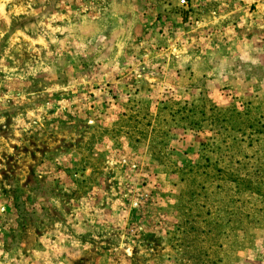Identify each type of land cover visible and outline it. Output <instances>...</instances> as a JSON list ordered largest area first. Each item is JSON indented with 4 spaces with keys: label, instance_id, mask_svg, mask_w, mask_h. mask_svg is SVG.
I'll return each mask as SVG.
<instances>
[{
    "label": "rangeland",
    "instance_id": "374dc122",
    "mask_svg": "<svg viewBox=\"0 0 264 264\" xmlns=\"http://www.w3.org/2000/svg\"><path fill=\"white\" fill-rule=\"evenodd\" d=\"M0 0V264H264V0Z\"/></svg>",
    "mask_w": 264,
    "mask_h": 264
},
{
    "label": "built area",
    "instance_id": "2783aa9c",
    "mask_svg": "<svg viewBox=\"0 0 264 264\" xmlns=\"http://www.w3.org/2000/svg\"><path fill=\"white\" fill-rule=\"evenodd\" d=\"M181 3H186V1L185 0H181Z\"/></svg>",
    "mask_w": 264,
    "mask_h": 264
}]
</instances>
